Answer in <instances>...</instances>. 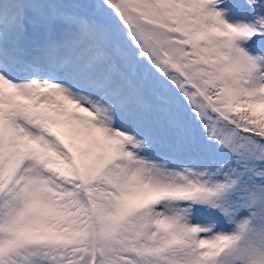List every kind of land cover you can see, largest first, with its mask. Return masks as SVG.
<instances>
[{
    "label": "snow or ice",
    "instance_id": "obj_1",
    "mask_svg": "<svg viewBox=\"0 0 264 264\" xmlns=\"http://www.w3.org/2000/svg\"><path fill=\"white\" fill-rule=\"evenodd\" d=\"M0 264H264V0H0Z\"/></svg>",
    "mask_w": 264,
    "mask_h": 264
},
{
    "label": "rangeland",
    "instance_id": "obj_2",
    "mask_svg": "<svg viewBox=\"0 0 264 264\" xmlns=\"http://www.w3.org/2000/svg\"><path fill=\"white\" fill-rule=\"evenodd\" d=\"M243 2V0H235V2H237V3H242Z\"/></svg>",
    "mask_w": 264,
    "mask_h": 264
}]
</instances>
